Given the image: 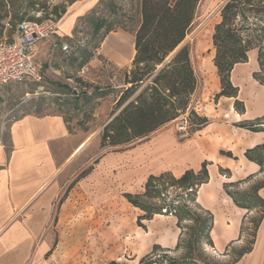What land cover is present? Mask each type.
I'll list each match as a JSON object with an SVG mask.
<instances>
[{
    "label": "rangeland",
    "instance_id": "obj_1",
    "mask_svg": "<svg viewBox=\"0 0 264 264\" xmlns=\"http://www.w3.org/2000/svg\"><path fill=\"white\" fill-rule=\"evenodd\" d=\"M5 1L0 0V16L5 10L8 14L0 19V24L4 25L2 33L8 34L10 28L5 24L10 19L12 9L8 5L5 10L1 8ZM41 2L45 3L48 12L55 4L65 7V12L60 18H56L58 27L55 37L59 42H66L69 49L67 52H62L56 48L50 55V46L47 42L44 43V48H39L38 45L36 59L41 65L42 81L25 80L0 84V146L9 144L8 129L11 121L26 113H58L64 118L72 133L78 134L81 131L91 134L92 143L89 142L90 145H87L73 163L76 171H79L78 164L80 165L89 155L95 157L103 151H111L120 146L122 147L120 150H127L149 139L155 131L120 145L113 146L106 143L101 145L103 127L111 119V113L115 109L121 91L128 86L124 80L125 73L131 67V53H134L133 38L134 30L140 20V0H42ZM225 2L226 0H199L191 29L182 41V44L186 43L189 46L190 62L197 85L190 95L186 111L165 123L173 129L178 140H183L194 133L199 124L198 117H206L203 114L207 113L211 118L231 120L225 114L229 102L235 111L239 113L244 111L243 100L240 98L236 97L243 104L242 111L235 108L232 100L226 101L221 96L215 98V94L219 91L215 90L217 81H214L209 62L211 53L213 56L215 53L211 35L215 24L221 19L220 11ZM253 5V10L245 9L237 16L235 22L238 31L245 39L251 40L253 47L250 50L256 54L258 64L259 56L263 63L252 73V76L264 82V4L254 1ZM28 16L34 18L43 16V11H30ZM68 16H71L70 22L62 27L61 23ZM49 17H53V14L49 13ZM91 17L105 18L112 23L113 29L106 33L102 40L100 35L103 29L93 32L89 22ZM88 51L93 52L92 56L82 62V52ZM114 54L123 55L124 60L115 61ZM215 77L218 80L217 70ZM135 94L136 92L130 95L128 100H132ZM117 111L118 109L115 113ZM183 114L187 115L186 137L180 136L176 127ZM206 119L209 120L208 117ZM257 121L258 118L255 119V122ZM86 170L77 171V179ZM219 173L224 176L223 179L220 178L221 180L226 179L222 189L232 198L231 207L235 208V212L230 211L225 218L227 230L233 226L231 224H234L229 234L232 238L222 246L216 242L217 233L223 234L220 230L221 226L215 227L214 214L197 201L198 189L207 182V178L204 179L202 176L201 182L195 186L193 184L187 188L167 186L165 189L161 188L154 198L150 200L141 198L139 201L142 206L147 207L152 202L159 206L165 204L169 212L163 213L162 210L163 212L159 214L174 217L175 221L171 226L175 225L178 228V237L173 247H159L150 252L131 248L133 246L130 240L131 228L136 225L146 228L143 222L147 219L138 218L142 212L134 211L135 209L124 200L123 209H117V212L108 210L103 214L101 211L95 214V211H92L88 216L62 218L60 230L54 232V244L45 254V259L51 258V254L56 251L59 259L51 264H111L112 262L144 264L147 263L148 258L149 260L155 258L150 264H167L172 260L177 264H264V249L259 250L255 247L258 228L264 218V207L254 197L255 194L260 195L259 190L262 187L256 190V186L264 182V174L249 175L243 180L229 182L225 177L228 174L225 169L219 168ZM140 188L136 190L134 187L132 193L142 191V184ZM230 192L232 194H229ZM233 197H237L238 201L235 202ZM173 198L178 199L173 201ZM119 203L116 204L120 205ZM170 203L174 206L177 203H186L191 210L176 216L170 210ZM112 206L115 208V204ZM196 214L201 216L196 217ZM203 218L206 220L205 225L201 223ZM54 221H57V216ZM227 234L228 232L224 235Z\"/></svg>",
    "mask_w": 264,
    "mask_h": 264
},
{
    "label": "crops",
    "instance_id": "obj_2",
    "mask_svg": "<svg viewBox=\"0 0 264 264\" xmlns=\"http://www.w3.org/2000/svg\"><path fill=\"white\" fill-rule=\"evenodd\" d=\"M70 20L68 16L61 26ZM5 26L11 27L8 22ZM3 35L6 33L0 38ZM44 43L39 42V48H44ZM113 56L117 62L124 60L123 55ZM212 56L213 53L209 62L217 81L215 90L219 91ZM257 69V57L251 50L245 62L232 67L230 80L238 88L237 98L243 100L244 111H235L229 102L225 114L231 120L203 114L209 118L207 123L183 140H178L173 129L165 124L149 139L127 150H120V146L95 157L87 156L77 166L79 171L87 169L78 179L73 163L92 143L90 133H72L58 113H26L12 120L8 129L9 144L0 146V264H51L59 259L58 253L53 252L48 259L45 254L54 244L53 234L59 232L62 218L88 216L92 211L95 214L117 212L123 209L124 200L134 211L143 213L128 201L125 193H139L135 191L141 189V184L144 188L150 175L168 172L178 177L187 169L197 172L203 162L208 177L197 191V201L214 214L215 227L221 226L223 234L217 233L216 242L221 246L226 244L232 238L229 234L234 224L227 230L225 218L235 208L231 207L232 198L222 189L226 179L221 180L224 176L219 168L228 172L225 177L229 182L264 174V166L245 156L247 149L264 143V130L252 131L240 126L264 116V85L252 76ZM221 97L232 103L235 99ZM221 151L230 152L231 156ZM134 187L136 190L132 193ZM259 193L264 198V187ZM173 221L171 215L155 213L143 222L146 228L137 225L131 228V248L150 252L154 246L173 247L178 237V228L171 226ZM255 247L264 249V218Z\"/></svg>",
    "mask_w": 264,
    "mask_h": 264
},
{
    "label": "trees",
    "instance_id": "obj_3",
    "mask_svg": "<svg viewBox=\"0 0 264 264\" xmlns=\"http://www.w3.org/2000/svg\"><path fill=\"white\" fill-rule=\"evenodd\" d=\"M41 1L6 0L5 3H2V9L5 10L6 5L12 9L8 21L11 27L6 34L7 39H11L15 25L23 20L41 21L48 17L57 21L56 18H60L61 14L65 12V7H60L57 4L53 5L52 10L48 12L47 6ZM252 1L264 4V0H226L220 11L221 19L215 24L211 35L212 45L215 49L213 64L220 82V90L215 94V98L220 96L235 97V108L240 111L243 110V104L236 98L238 88L230 80V71L234 64L247 60L248 50L253 45L251 40L245 39L238 31L235 19L245 9H254ZM198 2L199 0H140V20L134 30L133 38L134 54L131 67L125 73L124 80L128 86L121 91L115 103V109L111 113L112 117L103 127L101 145L106 143L115 146L143 137L186 111L190 95L197 85V79L190 62L189 46L186 43L180 44L191 29ZM39 10L43 11V16L35 18L28 16L30 11ZM49 13L53 14V17H49ZM7 14L8 11L5 10L0 19L6 17ZM89 20L93 32L96 33L103 29L100 40L113 29L112 23L105 18L94 19L91 17ZM3 26L0 24V36ZM92 54L91 51L82 52V62L87 61ZM167 57L169 58L167 59ZM258 60L261 67L263 63H261L260 56ZM254 74L257 76L256 73ZM259 81L264 84L262 79ZM135 92V97L128 100L130 95ZM117 109L118 111L115 113ZM262 119L264 116L258 118L257 122L243 123L240 126L252 131L264 130ZM198 120L199 124L196 129L207 123L206 117L199 116ZM221 153L231 156L230 152L221 151ZM245 156L263 167L264 143L247 149ZM202 176L204 179L208 177L205 162L196 173L192 169H187L178 177L168 172L150 175L141 192L137 194L125 193L124 195L131 204L143 211L138 218L150 219L153 214L162 213V209H165L163 213H168L169 210L165 208V204L159 206L153 202L148 207L142 206L139 202L141 198L150 200L161 191V188L165 189L167 186L186 188L191 184L195 186L201 182ZM263 186L264 182L259 183L256 190ZM189 194L191 193L189 192ZM254 197L264 207V199L258 194H255ZM233 198H235V202L238 201L237 197ZM177 199L175 198L173 201ZM180 200L182 201V196H180ZM171 205L173 204L170 203V210L176 216L191 210L186 203ZM196 215V217L201 216L200 214ZM205 222V219L202 220V225H205ZM157 248L158 246H154L153 250ZM153 261L155 258L151 260L148 258L147 263H143L150 264ZM167 264L177 263L172 260Z\"/></svg>",
    "mask_w": 264,
    "mask_h": 264
},
{
    "label": "built area",
    "instance_id": "obj_4",
    "mask_svg": "<svg viewBox=\"0 0 264 264\" xmlns=\"http://www.w3.org/2000/svg\"><path fill=\"white\" fill-rule=\"evenodd\" d=\"M57 27V21L51 18L41 21L23 20L15 25L11 39L3 35L0 38V84L25 80L41 82L43 73L36 60L38 43L47 42L50 55L56 48L60 51L69 49L66 42H59L55 37ZM176 127L180 136L188 135L186 114L181 116Z\"/></svg>",
    "mask_w": 264,
    "mask_h": 264
},
{
    "label": "water",
    "instance_id": "obj_5",
    "mask_svg": "<svg viewBox=\"0 0 264 264\" xmlns=\"http://www.w3.org/2000/svg\"><path fill=\"white\" fill-rule=\"evenodd\" d=\"M180 45H182V43H181ZM180 45H179V46H180ZM179 46H178V47H179ZM176 49H177V48H176ZM174 51H175V50H174ZM172 53H173V52H172ZM168 58H169V57H167V59H168Z\"/></svg>",
    "mask_w": 264,
    "mask_h": 264
},
{
    "label": "bare ground",
    "instance_id": "obj_6",
    "mask_svg": "<svg viewBox=\"0 0 264 264\" xmlns=\"http://www.w3.org/2000/svg\"><path fill=\"white\" fill-rule=\"evenodd\" d=\"M81 146H83V144H82ZM81 146H80L79 148H81ZM77 148H78V147H77ZM79 148H78V150H79Z\"/></svg>",
    "mask_w": 264,
    "mask_h": 264
}]
</instances>
